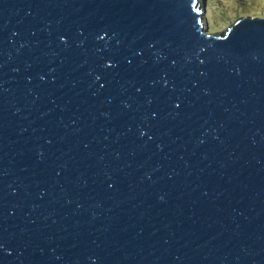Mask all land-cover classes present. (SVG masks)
Segmentation results:
<instances>
[{"label":"water","instance_id":"95a60500","mask_svg":"<svg viewBox=\"0 0 264 264\" xmlns=\"http://www.w3.org/2000/svg\"><path fill=\"white\" fill-rule=\"evenodd\" d=\"M199 0H0V264H264V18Z\"/></svg>","mask_w":264,"mask_h":264},{"label":"rangeland","instance_id":"374dc122","mask_svg":"<svg viewBox=\"0 0 264 264\" xmlns=\"http://www.w3.org/2000/svg\"><path fill=\"white\" fill-rule=\"evenodd\" d=\"M203 3L202 21L209 33L222 35L224 29L243 15L264 18V0H199L201 6Z\"/></svg>","mask_w":264,"mask_h":264}]
</instances>
